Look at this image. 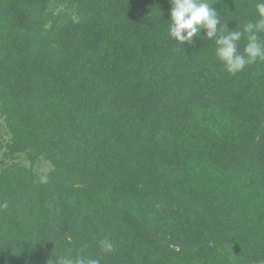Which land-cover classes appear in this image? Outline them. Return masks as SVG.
<instances>
[{"label": "trees", "instance_id": "16d2710c", "mask_svg": "<svg viewBox=\"0 0 264 264\" xmlns=\"http://www.w3.org/2000/svg\"><path fill=\"white\" fill-rule=\"evenodd\" d=\"M170 9L0 0V264H264V61L228 73Z\"/></svg>", "mask_w": 264, "mask_h": 264}, {"label": "clouds", "instance_id": "9594fccd", "mask_svg": "<svg viewBox=\"0 0 264 264\" xmlns=\"http://www.w3.org/2000/svg\"><path fill=\"white\" fill-rule=\"evenodd\" d=\"M169 34L181 45L191 44L193 37H201L214 41L215 55L224 65L225 70L235 75L247 66L264 61V0H257L255 10L257 19L243 24L242 30H229L227 23L221 24V15L214 7L212 0H170ZM246 39L243 50L240 43ZM46 180V178H45ZM3 207H7L4 204ZM102 251L109 252L113 248L110 239L99 242ZM51 264H100L99 259L80 254L61 255L50 260Z\"/></svg>", "mask_w": 264, "mask_h": 264}, {"label": "rangeland", "instance_id": "374dc122", "mask_svg": "<svg viewBox=\"0 0 264 264\" xmlns=\"http://www.w3.org/2000/svg\"><path fill=\"white\" fill-rule=\"evenodd\" d=\"M36 166L42 172H46L50 168L49 164L44 160H41Z\"/></svg>", "mask_w": 264, "mask_h": 264}]
</instances>
